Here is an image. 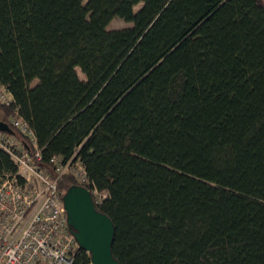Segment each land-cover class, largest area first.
I'll return each mask as SVG.
<instances>
[{
    "label": "trees",
    "instance_id": "obj_1",
    "mask_svg": "<svg viewBox=\"0 0 264 264\" xmlns=\"http://www.w3.org/2000/svg\"><path fill=\"white\" fill-rule=\"evenodd\" d=\"M0 87L10 136L34 152L22 120L41 167L79 162L104 196L120 264H264L260 0H0Z\"/></svg>",
    "mask_w": 264,
    "mask_h": 264
},
{
    "label": "built area",
    "instance_id": "obj_2",
    "mask_svg": "<svg viewBox=\"0 0 264 264\" xmlns=\"http://www.w3.org/2000/svg\"><path fill=\"white\" fill-rule=\"evenodd\" d=\"M9 103V94L0 87V104ZM10 124L30 142L34 152L0 132V147L18 166L16 175L0 181V264H72L77 243L67 226L57 180L72 173L85 187L84 169L79 162L64 164L55 157L51 161L58 177L54 178L39 165L41 155L28 125L19 119H12ZM90 193L94 203L104 197Z\"/></svg>",
    "mask_w": 264,
    "mask_h": 264
},
{
    "label": "water",
    "instance_id": "obj_3",
    "mask_svg": "<svg viewBox=\"0 0 264 264\" xmlns=\"http://www.w3.org/2000/svg\"><path fill=\"white\" fill-rule=\"evenodd\" d=\"M0 132L12 130L0 121ZM67 226L77 247L90 256V264H120L112 253L114 225L105 214L97 211L90 191L81 185H71L62 196Z\"/></svg>",
    "mask_w": 264,
    "mask_h": 264
},
{
    "label": "rangeland",
    "instance_id": "obj_4",
    "mask_svg": "<svg viewBox=\"0 0 264 264\" xmlns=\"http://www.w3.org/2000/svg\"><path fill=\"white\" fill-rule=\"evenodd\" d=\"M137 9V8H136ZM131 24L127 23L119 18H115L113 19L109 25L107 26L108 30H112V29H121V28H126L129 27ZM79 76L82 77V75L80 74V72H78ZM73 171H76L75 168H73ZM75 174L77 175V171L75 172Z\"/></svg>",
    "mask_w": 264,
    "mask_h": 264
},
{
    "label": "crops",
    "instance_id": "obj_5",
    "mask_svg": "<svg viewBox=\"0 0 264 264\" xmlns=\"http://www.w3.org/2000/svg\"><path fill=\"white\" fill-rule=\"evenodd\" d=\"M264 4V0H260Z\"/></svg>",
    "mask_w": 264,
    "mask_h": 264
}]
</instances>
